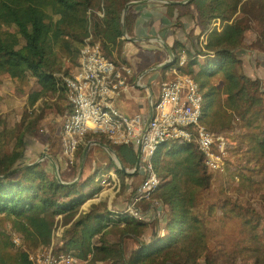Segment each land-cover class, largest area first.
Returning a JSON list of instances; mask_svg holds the SVG:
<instances>
[{"label": "trees", "instance_id": "obj_1", "mask_svg": "<svg viewBox=\"0 0 264 264\" xmlns=\"http://www.w3.org/2000/svg\"><path fill=\"white\" fill-rule=\"evenodd\" d=\"M114 1L124 7L137 0H0V87L34 79L37 89L29 96L32 107L46 92L65 89L57 76L79 67V53L87 38L113 45L125 41L119 30L109 31L104 12L102 17L98 14ZM190 5L195 6L196 23L205 34V58L191 59L179 71L191 76L202 93L200 122L212 134L232 133V172L241 176L245 169L248 182L264 180V86L261 80L242 71V60L237 54L239 50L249 51V47L264 52V0H189L186 4H165L166 16L178 22L189 13L183 8ZM135 18L128 13V33ZM213 19L222 23L220 30L211 27ZM252 22L255 27L249 46L245 37ZM1 37H8L11 44H5ZM182 45L176 41L171 48L177 58L175 49ZM211 52L215 55H209ZM106 54L115 61L113 50ZM44 102L47 101L42 99L38 109ZM4 113L0 112V264H32L27 252L13 243L8 224L24 245L80 258L95 251L100 260L108 261L105 264H215V259L222 256L219 248H210L208 242L207 216L216 214L218 201H207L214 176L193 144L180 140L164 142L153 155L160 179L153 196L162 206L166 220L163 229L159 223L163 216L138 220L127 211L106 209L103 200H95L102 189L98 186V173L104 168L87 175L83 170L81 179L74 181L83 146L75 155L76 162L66 166L75 172L68 177L59 173L60 180L46 161L48 158L43 164L22 163L27 135L38 132V122L41 116L44 121V115L39 110L41 116L28 119L20 128L9 122V114ZM85 140L108 144L126 169L134 168L137 153L133 147L111 145L108 139L95 134L87 135ZM50 145L45 153L56 161L61 142L55 139ZM245 152V165L235 167L237 158L242 159ZM109 165L124 176L115 163ZM59 167L64 166L60 163ZM137 174L138 171L132 175ZM229 200L218 203L229 206L230 212L242 218L247 244V253L238 264H264V215L248 204ZM109 227L121 228L126 241L135 242L134 247L127 248L128 257L125 246L104 241L102 236ZM75 243L81 250H72Z\"/></svg>", "mask_w": 264, "mask_h": 264}, {"label": "built area", "instance_id": "obj_2", "mask_svg": "<svg viewBox=\"0 0 264 264\" xmlns=\"http://www.w3.org/2000/svg\"><path fill=\"white\" fill-rule=\"evenodd\" d=\"M211 27L220 30L222 23L213 19ZM113 47L112 43L87 38L79 53V67L68 74H60L70 106L60 133V151L66 162L73 164L76 161L74 157L87 135H103L114 145L133 147L139 153L138 169L143 178L129 198L126 211L138 220H145L138 204L153 197L160 184L153 155L164 142L180 140L193 144L207 169L227 189L225 178L233 168L229 148L232 133L212 134L201 124L202 93L191 76L179 71L188 61L185 54L179 53L175 64L159 80L157 98L151 102L150 116L144 121L138 113L127 111L131 101L129 95L120 108L116 106L119 93L130 94L134 80L130 69L122 62L107 57V51H112ZM98 180L102 188L116 189L119 184L114 172L98 173ZM154 213L156 217L164 216L161 207L154 208ZM7 228L13 243L27 252L32 264H83L82 258L72 253L24 245L10 224Z\"/></svg>", "mask_w": 264, "mask_h": 264}, {"label": "rangeland", "instance_id": "obj_3", "mask_svg": "<svg viewBox=\"0 0 264 264\" xmlns=\"http://www.w3.org/2000/svg\"><path fill=\"white\" fill-rule=\"evenodd\" d=\"M139 1V0H138ZM159 3V2H158ZM161 4V3H160ZM124 7L119 6L115 1L112 2L109 7L105 10H100L98 14L102 17L103 12L105 15H108V18L106 19L107 26L113 28L114 26H119L120 22V14L122 12V9ZM131 9V8H130ZM184 12H187L189 9V13L184 19H182L184 22L188 21V17H192L194 21V27L191 28L190 25H184L181 19L176 21H171V27L173 30H182V37L185 39V44L178 41V43L181 46L182 49H186L188 52L185 53V58L189 61L191 59H198L204 60L205 58L203 55V49L204 47V40H205V34L202 35L200 26L196 23V20L198 19V13L195 10L194 5H190L186 8H183ZM130 11V10H129ZM112 16H116V18H113ZM182 17V18H183ZM108 19V20H107ZM5 27H10V25H4ZM160 28H162V24H159ZM255 27L254 23H251V28L247 31L246 37H245V44L247 40H249L251 46V39H252V30ZM2 41L5 44H11L8 37H1ZM202 38V39H201ZM125 41L120 42V44H123ZM202 44V45H201ZM248 46V47H249ZM249 51L239 50L237 54L239 55V58L242 60V71L247 74L251 78H258L261 80L263 86H264V52L261 51H253L250 50V47L248 48ZM254 49V48H253ZM257 50V49H256ZM180 53H182L180 51ZM200 54V56H199ZM209 55H215L213 52H211ZM209 55L206 56V58L209 57ZM161 58H154L151 62L158 61ZM69 63V62H68ZM67 63V64H68ZM187 62L184 63V65ZM59 78H61V75L58 74ZM62 85V84H61ZM63 86V85H62ZM37 89V84L34 81V79H27L25 82H22L21 84L19 82H9L0 87V112H5L4 114H9L10 119L9 122L16 124L20 128H23L27 123L28 119H31L35 116H41L39 113V110L44 115V121L41 116V119L38 122L36 130H38L37 133L40 134L39 139L40 143H36L34 141V134L30 133L27 135L26 138V145L24 147V154L21 158V161L24 162H33L35 163V159H40L42 164L45 161L43 160L41 156L43 153L46 152V147H50L51 142L55 139H59V137L56 136L57 129H60V126L62 125V115L54 116L51 118L52 123H49L45 120V112L48 108L51 109V100L50 97L56 93V91L53 92H46L43 97L38 98L36 101L34 107L33 105H30L29 96L34 92V90ZM59 100L61 98H65V90L61 87H59ZM58 91V90H57ZM26 94V95H24ZM42 99L46 100L47 102L43 103V106H38L41 104ZM63 107L62 110L66 109ZM49 109V110H50ZM48 110V111H49ZM47 111V112H48ZM57 112H59L57 110ZM64 112V111H63ZM60 113V112H59ZM42 129L43 131H40ZM60 133L58 132V136ZM104 138V137H103ZM106 138H104L105 140ZM99 142V141H98ZM88 143V142H87ZM86 140L85 143H83V150L86 146ZM112 145V143H111ZM246 152L243 154L242 159L239 157L237 158V162H235L236 166H244L247 160ZM41 156V157H40ZM105 157L109 161L112 160V156L109 152H106L103 147H101L98 144L92 145V147L89 149L86 160L96 161L97 165L96 168H103L102 165L98 162L99 159L103 160ZM30 159V160H28ZM75 159V157H74ZM43 160V161H42ZM80 160L78 159V164L80 166ZM85 160V161H86ZM37 161V160H36ZM55 161V160H54ZM58 161V162H57ZM76 162V161H75ZM74 162V163H75ZM54 164L50 163L51 169L55 171L57 170L58 174L62 173L64 177H68L73 172H75V169L68 170L69 168H66L68 164L65 160V158L60 155V150L57 151V160L54 162ZM62 163L64 167H59V164ZM87 164V163H86ZM79 166H78V172H79ZM65 168V169H63ZM130 170V169H129ZM103 171V170H101ZM84 175H87L88 173L84 172ZM241 174L243 175H237L235 170L230 172L228 176H226L225 180L227 183V189H224L219 183L217 178H214V181H211V188L209 189L208 195H207V201H212L213 199H218V201H225V198L230 199V202H238V204H248L252 209H255V212L258 214L264 215V180H255L254 182H248L244 175L247 174L245 169H242ZM60 175V174H59ZM77 177V176H76ZM82 177V174H81ZM100 185L98 180V186ZM105 189V188H104ZM122 190L120 189V192L114 196V198L121 195ZM156 199V198H155ZM157 200V199H156ZM104 201V200H103ZM217 201V210L216 214L214 216H207L208 219V225H209V232H208V242L210 248L217 250V247L219 248L220 252H222V256L215 259V264H238L242 261V258L244 254L247 253L245 251V248L247 244L245 243V237H244V231L241 226L242 218L240 216H235L232 212L229 211V206L222 205V202L218 203ZM118 204L122 203V200H117ZM106 204V202H105ZM206 207V202L204 200L202 208ZM106 209H108L106 207ZM115 212L117 209H112ZM166 220L163 216L162 218V228L166 229ZM56 233V231H55ZM104 241H106V244H121L123 247L125 246L126 250V257L129 256V249L130 247L135 246V242L133 240L126 241V237H123L121 235V228L116 227H109L106 229L105 234L102 236ZM97 239V238H96ZM28 242V241H27ZM32 242H29L30 244ZM99 244V243H97ZM32 245V244H31ZM72 250H81V246L78 243L73 244ZM83 264H105L108 263V261L100 260V254L92 251L91 258L87 257L81 259Z\"/></svg>", "mask_w": 264, "mask_h": 264}, {"label": "crops", "instance_id": "obj_4", "mask_svg": "<svg viewBox=\"0 0 264 264\" xmlns=\"http://www.w3.org/2000/svg\"><path fill=\"white\" fill-rule=\"evenodd\" d=\"M175 1H182V0H175ZM165 4L168 5V3H164L158 0H147L144 3H138L132 6L128 13H133L136 16V18H135V22L133 24L132 30L130 33H128V36L130 38H139V39L135 41H131V40L129 41V40L123 39L125 40L123 44L119 45L115 43L113 45L114 46L113 54L116 58L115 60H119L120 62L124 64L125 67L130 69L131 78L134 80V86L130 89V94L126 93L125 91H121L119 93L116 106L120 108L126 102L127 97L129 95L131 101L127 107V111L138 113L144 121H147L150 116L151 102L157 98L158 91H159L158 90L159 80L161 79L163 74L166 72V71L162 72L161 70L159 71L151 70L150 71V68L160 62H164L168 58V53L163 45L167 46V48L172 51L171 48L174 47V44L176 41L177 42L179 41L183 44L186 43L185 42L186 38H183L181 34L182 30L181 32L180 30L175 31L170 26L172 20L166 16ZM106 17L108 18V15H106ZM112 17L116 18V16H112ZM184 18L185 17L181 18V20ZM188 18H189L188 21L184 22L182 20L184 29H185V25H190L191 28L194 27L193 18L192 17H188ZM159 24H162V28H160ZM108 29L110 32L119 30L121 33V29L119 26L118 27L114 26L113 28L109 26ZM154 36L161 37L163 44H160L154 40H145V38L154 37ZM202 49L204 48L202 47ZM175 50L178 51V53H180L181 51L182 53H185L186 55H188L186 52H184V50L180 46L176 47ZM154 58H161V59H159L156 63L151 62ZM176 59H177V56H175V61ZM62 85H63V82H62ZM59 90L60 89L58 87V91H56V93H54L50 97L51 109L48 108L45 112L46 117L48 119L47 122L49 123H52L51 118L54 116L62 115L64 118L65 115L70 110V106L66 98V93L64 94L65 98H61V100H59V95H58ZM65 106H69V107L66 108L65 110L64 109L62 110V108L63 107L65 108ZM57 110L60 113L57 112ZM63 118L61 122L63 121ZM57 131L61 133V126L59 130L57 129ZM58 132L56 136L59 137V140H60V135L58 136ZM39 136H40L39 133H34L33 139L36 143H40ZM100 137L106 138L103 135L102 136L100 135ZM90 141H97V140H90ZM91 147L92 145L90 146V148ZM103 148L105 149L106 152H109L111 154L112 160L109 161L108 159H106L107 157H105L103 160L99 159L98 162L104 168L102 169L103 171L99 172V174L114 172L118 179L119 184L116 189L112 187L105 188V189L102 188L100 193L98 194V197L95 200L96 201H99L100 199L104 200V204L106 202L105 206L108 209L112 208V209H117V211H126V205L129 201V198L135 191L137 185L141 182L143 178V173L141 170H139L137 175L129 176L124 173H123L124 176L118 175L116 173L114 166L109 165L110 163H115V167L118 168V164L116 162V155L108 151L105 147ZM44 155H47V154L45 153ZM44 155L42 159H45ZM36 160L38 161L40 159L38 158V159H35L34 161L36 162ZM52 160L53 162H55L54 159ZM89 161L90 160L88 159V161L86 160L84 163V167H83L84 172L92 174L97 169H101V168H96L97 162L95 160L92 161L91 163ZM21 162L30 163V162H24V161H21ZM49 162H51V160L48 158V164L50 165ZM120 189L122 190L121 195L114 198V196H116L120 192ZM117 200H122V203L118 204ZM137 207L140 213H142V215L145 217V220H154V218L156 217L154 213V208H159L162 206L158 202V200L155 199V196H153L150 199L142 200L138 204ZM159 223L162 224V218H160ZM155 229L156 228H154V230Z\"/></svg>", "mask_w": 264, "mask_h": 264}, {"label": "water", "instance_id": "obj_5", "mask_svg": "<svg viewBox=\"0 0 264 264\" xmlns=\"http://www.w3.org/2000/svg\"><path fill=\"white\" fill-rule=\"evenodd\" d=\"M147 0H137V1H131V2H128L124 8L122 9V12L120 14V24H119V27L121 29V34H122V39H125V40H131V41H135L139 38H130L128 36V32H127V27H126V17H127V14L130 10V8L138 3H144L146 2ZM158 1H162L164 3H168V4H186L189 0H182V1H175V0H158ZM145 40H154L160 44H163L162 42V38L159 37V36H154V37H149V38H145ZM168 53V58L164 61V62H160L154 66H152L150 68V71L151 70H154V71H159V70H162V69H165L171 65H174L175 63V56L174 54L172 53V51L170 49L167 48V46L163 45ZM94 144H98L100 146H103L105 147L108 151H110L111 153L115 154L114 153V150L109 147L108 145L106 144H102L100 142H97V141H89L86 146L84 147V150L82 152V155H81V160H80V166H79V172L77 174V177L75 178L74 181H78L81 179V174H82V171H83V167H84V163H85V160H86V156H87V153L90 149V146L91 145H94ZM45 158H49L52 162V164L55 165V163L53 162L52 158L48 157L47 155H44ZM36 162H40V160L36 161ZM116 162L118 164V168L120 169V171H122L124 174L126 175H129L131 176L132 174H134L136 171H138V167H139V163H140V157H139V153H137V161H136V164L134 166L133 169L131 170H128L126 169L122 163L120 162V160L116 157ZM57 169V168H56ZM55 169V175L57 177L58 180H60V176L57 172V170Z\"/></svg>", "mask_w": 264, "mask_h": 264}]
</instances>
